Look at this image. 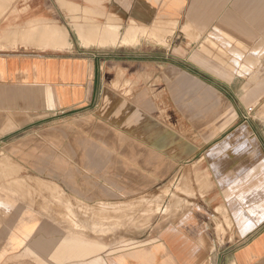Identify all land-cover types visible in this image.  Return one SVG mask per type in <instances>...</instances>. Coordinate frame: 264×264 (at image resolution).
Masks as SVG:
<instances>
[{
	"label": "crops",
	"instance_id": "1",
	"mask_svg": "<svg viewBox=\"0 0 264 264\" xmlns=\"http://www.w3.org/2000/svg\"><path fill=\"white\" fill-rule=\"evenodd\" d=\"M0 5V178L9 177L0 181V264H264V54L256 68L259 52L252 53H264V0H0ZM86 21L90 28L81 29ZM97 23L105 30L91 28ZM132 27L179 34L181 45L191 50L211 47L205 46L208 38H223L217 47L235 50L234 73L218 64L213 74L206 59L192 54L185 62L168 57L151 68L142 42L85 46L77 37L83 32L95 42L104 32L110 42L108 33ZM162 64L174 75L163 87L155 84ZM66 124L74 127L73 135L58 132L53 143L69 153L57 154L53 167L47 147L32 148L48 145L45 138L18 137ZM79 127L97 144L76 135ZM2 155L11 168H1ZM70 161L79 167L65 164ZM197 165L202 175L209 170L214 188L186 186L196 198L185 196L189 210L155 241L118 255L109 249L101 254L89 249L84 258L66 252L65 242L79 234L60 221L64 207L49 208L50 190L87 204L98 198L107 203L114 192L146 193L160 189L162 178L193 176ZM67 177L78 178V184L69 187ZM212 224L218 226L216 237ZM89 231L83 240L98 242Z\"/></svg>",
	"mask_w": 264,
	"mask_h": 264
},
{
	"label": "rangeland",
	"instance_id": "2",
	"mask_svg": "<svg viewBox=\"0 0 264 264\" xmlns=\"http://www.w3.org/2000/svg\"><path fill=\"white\" fill-rule=\"evenodd\" d=\"M85 24L86 26L85 25L82 26L81 29L90 28V23L88 21H86ZM96 25L97 26H92L91 28L97 30L102 29L103 31L105 30V27H101L98 23ZM108 29L115 30L117 28L113 27V28H107V30ZM129 29H127L126 31L124 30L122 32L120 31L113 32L112 34L108 33L107 35L113 36V39L110 40V42H108L104 38L105 35L104 32L97 33L98 37L102 36L103 38L101 37L97 41L91 40L95 42H90V39L87 38L88 34H84L83 32H81V34L79 32L77 34V37L80 36L82 44H84L85 46H90L92 44H102V45L107 44L110 46L113 45L118 47L119 44L122 45L120 42L121 41L120 38L123 36L125 38L126 37L125 35L127 34ZM133 33L138 34V38H139L138 44L142 42V45L143 46L145 45L141 51L142 52L141 54L144 57L145 56L149 57L148 61H150V64L148 65H150L151 68L158 67L153 63L159 61L164 62L168 57L171 58L177 57L178 58L177 60L179 61L181 60L180 62H185L184 60L192 55L195 56L200 55L199 57L202 56L204 59H206V61L204 60L203 62L210 63L211 65L210 67L212 69L209 71L212 72L213 74H216L218 64L221 67L224 66L226 72L229 73L233 72V65H234L233 53L235 52V50L217 47L218 43L221 46L223 45V42L225 41L223 38L221 39L214 38V40L208 38L207 39L208 41L206 42L207 44L205 43V45L211 47L209 48L202 47L200 49L191 50V49H185L184 46L181 45V41L183 40V38L182 36L181 37L178 36L179 34H176L175 36H173L174 34H171L170 35L171 37L166 32L164 33L162 32L158 34L155 33L154 35V33H150L148 31L142 32V30H140L137 27L134 28ZM71 37L72 39L75 38L72 33H71ZM114 40H117L116 43L111 44V42ZM161 40H163L164 43H161L160 42ZM135 45L133 44L131 46H135ZM146 45H149V47H146ZM255 51L259 53H263L261 52V49L252 50L253 53H255ZM128 52L130 53V56L134 54L133 51H128ZM235 55L239 56L238 53H236ZM256 56H258V60L255 65L257 68L259 67L260 61L263 60H260L262 55L257 54ZM203 58L201 59L203 60ZM208 64L205 65L204 67H208ZM167 67H168L167 64H162V66H160L159 72L156 73L157 74L156 79L157 78L158 79L156 81L154 80L155 84H159V86L161 85V87H163L162 85L163 81H164L163 84L164 83L167 84L171 81L170 79H172V77L174 76L172 74V71H169ZM245 67L247 66L246 65L241 66V68L243 69ZM117 72L119 73V76H121V73L123 71L119 69ZM147 76H150L149 78L152 77V75H147ZM249 109L253 110V107L248 108V110ZM73 129L74 127L72 125L66 124V127H63L61 125L60 128H58V126H54L42 130L38 129L34 131L28 130L27 132H20L18 133V137L25 136L35 140H39L40 138L41 139L45 138V140L48 142V145L37 144V145H33L32 148L41 147L38 150L39 152H41V149L43 147H47L50 157V161H49L50 167H53L51 165H55L57 163V154H62L64 152L69 153L67 152L68 151L67 149L62 150L63 148L62 144L57 145V143H53L54 142L53 138L57 137L58 132L60 136H64V135L72 136ZM75 129H77L78 132L76 133V135L88 141H93L95 144H97V140L96 139L94 140L95 137L90 136V134L86 130H82L80 127ZM74 163L77 165L76 167H79L78 161L65 162V164H70L71 168ZM9 167L11 168L12 166L10 165L8 158L5 155L4 156L2 155L1 168L8 169ZM193 173H194L193 176H190L188 178H184V175L181 178H179V176L173 178L172 182L171 179L168 177L162 178L160 189L159 187H156L155 190H151L150 192H146V193H135L134 195L130 194L129 196H127L124 194L114 192L112 198L113 201L107 203L98 198L96 199L95 204H87V202H85L84 200H77L75 197H72L71 194H67V193L63 194L60 190L49 189L50 190L48 194L49 196L48 201L50 202L49 208L51 209V208L64 207L65 214L64 216L62 214L59 215L60 221L64 223V226L66 227L67 231L80 235V236L75 235L74 237H71V240L65 242L66 246L72 245V246L83 247L85 250L93 249L96 250V254L105 253V251L108 249L110 250L109 253L118 255V253L122 252L121 254H123V253H127L126 251H129L128 249L147 245L155 241L157 239V236H159L160 232H162L164 229H167L171 222L179 220L185 215L187 210H189L190 208L188 207L189 205L188 202H185L184 200L185 196L189 198L192 197L194 198L196 196V194L194 193L186 192V188H188L186 186H191L192 188L198 187L200 189L202 188V186L209 187L210 189L214 188V181L212 179V176L208 174L209 170L204 172V174L202 175V172L200 171V165H197L194 166ZM3 178L5 179L2 180ZM7 179L8 177H1V183L3 184ZM77 179L78 178H74V177L65 178L67 183L66 185H69V187L73 188L74 186H76V184H78L76 183ZM169 183H172L170 185L172 186L171 188L168 186ZM174 184L176 185L175 189L173 188ZM90 199L92 200V198ZM50 213L52 214L53 210H50ZM48 218L49 220L56 221L54 217H52L51 215ZM213 220L216 221L215 218ZM240 227L242 230L244 226H240ZM245 227L248 228L247 225H245ZM217 229H218L217 225L215 224L211 225V234L214 235L215 237H216ZM88 231L90 233L96 232L97 234L98 242L91 243L90 244L91 246L89 245L88 242L84 241L82 238V237L86 238L85 235H87L86 233H88ZM219 231L221 232V230ZM105 243L109 244V247L105 245ZM233 244L234 247H237L240 244V242H234ZM101 245L103 248L101 247ZM213 252H216V250ZM84 253H85L84 257L88 256V252H84ZM209 264H213V263L210 261Z\"/></svg>",
	"mask_w": 264,
	"mask_h": 264
},
{
	"label": "bare ground",
	"instance_id": "3",
	"mask_svg": "<svg viewBox=\"0 0 264 264\" xmlns=\"http://www.w3.org/2000/svg\"><path fill=\"white\" fill-rule=\"evenodd\" d=\"M3 1V0H2ZM6 2V1H5ZM4 3V2H3ZM6 4V3H5ZM9 4V3H8ZM7 5V4H6ZM10 6V5H9ZM0 7H1V5H0ZM4 7H5V5H4ZM3 9V8H2ZM3 12V11H2ZM161 21V20H160ZM167 22V21H166ZM169 24V23H168ZM167 24V25H168ZM171 24V23H170ZM160 25V24H159ZM159 25H158V27H159ZM162 26H164V25H162ZM166 26V25H165ZM171 26H173L172 24H171ZM188 26V25H187ZM156 27V26H155ZM168 28V27H167ZM171 28V27H170ZM173 28V27H172ZM152 29V28H151ZM155 29V28H154ZM185 29V28H184ZM144 30V29H143ZM36 31V30H35ZM165 31H166V29H165ZM47 32V31H46ZM134 32V28H131V29H129L128 30V32H127V34L125 35L126 37L124 38L123 37V39L120 41L121 42V44L122 45H132V44H138V41H139V38H138V34H135V33H133ZM214 32V31H213ZM28 33H31V32H29L28 31ZM37 33V32H36ZM35 33V34H36ZM43 33V32H42ZM150 33H151V30H150ZM154 33V32H153ZM161 33V32H160ZM215 33V32H214ZM27 34V33H26ZM39 34V33H38ZM158 34V33H157ZM211 34V33H210ZM37 35V34H36ZM143 35V34H142ZM155 35V34H154ZM29 36V35H28ZM33 36H35V35H33ZM42 36V35H41ZM40 36V37H41ZM46 36V35H45ZM141 36V35H140ZM161 36V35H160ZM198 36V35H197ZM212 36V35H211ZM39 37V38H40ZM47 37V36H46ZM153 37V36H152ZM215 37V36H214ZM214 37H213V39H214ZM154 38V37H153ZM218 38V37H217ZM44 39V38H43ZM48 39V38H47ZM191 39V38H190ZM157 40V39H156ZM44 41H45V39H44ZM116 41L117 40H114V41H112L111 42V44H114V43H116ZM163 42V41H162ZM207 42V41H206ZM103 43V42H102ZM207 44V43H206ZM104 45V44H103ZM107 45V44H106ZM210 45V44H209ZM214 45V44H213ZM206 46V45H205ZM262 46V45H261ZM207 47V46H206ZM249 47V46H248ZM58 48V47H57ZM207 50V49H206ZM258 50V49H257ZM209 52V51H208ZM256 52V51H255ZM261 52H263V50H261ZM235 53V52H234ZM253 53V52H252ZM217 54V53H216ZM260 54V53H259ZM258 54V55H259ZM264 53H262V55H263ZM206 61V60H205ZM199 62H200V60H199ZM238 63V62H237ZM236 63V64H237ZM229 64V63H228ZM231 64V63H230ZM241 65V64H240ZM243 72H244V70H243ZM118 73V72H117ZM234 73V72H233ZM242 74V73H241ZM10 168V167H9ZM8 168V169H9ZM3 173V172H2ZM3 176V175H2ZM8 176H10V175H8ZM9 178V177H8ZM1 179V178H0ZM5 178H3L2 180H4ZM12 179V178H11ZM1 181V180H0ZM14 181H15V179H14ZM26 181V180H25ZM13 182V181H12ZM19 182V181H18ZM21 182H23L22 180H21ZM27 182V181H26ZM31 182V181H30ZM37 182V181H36ZM41 182V181H40ZM33 183V182H32ZM38 183V182H37ZM6 184V183H5ZM4 184V186H6ZM13 184H14V182H13ZM16 184H18L17 183V181H16ZM22 184V183H21ZM27 184V183H26ZM43 184V183H42ZM8 185H10V184H8ZM25 185V184H24ZM14 186V185H13ZM28 186V185H27ZM33 186V185H32ZM31 186V187H32ZM39 186V185H38ZM45 185H43V187H44ZM9 187V186H8ZM42 187V188H43ZM6 188V187H5ZM18 188V187H17ZM34 188V187H33ZM36 189H37V187H35ZM6 189H8V188H6ZM9 189H11V188H9ZM13 189V191H14V189H15V187H13L12 188ZM47 189V188H46ZM17 190H19V189H17ZM28 190V189H27ZM32 190V189H31ZM42 190V189H41ZM23 191V190H22ZM35 191V190H34ZM33 191V192H34ZM40 191V190H39ZM48 191V190H47ZM42 192V191H41ZM45 192V191H44ZM15 193V192H14ZM20 194H22V193H20ZM245 200V199H244ZM251 202V201H250ZM226 204V203H225ZM222 208V207H221ZM220 208V209H221ZM225 208V207H224ZM227 208V207H226ZM219 209V210H220ZM227 210V209H226ZM225 212V211H224ZM224 212H222V213H224ZM250 213V212H249ZM245 214V213H244ZM248 218V217H247ZM249 219V218H248ZM251 220H252V218H251ZM229 221V220H228ZM233 228V227H232ZM78 240V239H77ZM81 241V240H80ZM37 242V241H36ZM96 246H97V244H96ZM98 247H100V246H98ZM101 247H102V245H101ZM103 248V247H102ZM65 250H67L66 252H80V256L81 257H84L85 256V253L84 252H89V249H84L83 247H78V246H72V245H68V246H66L65 245ZM91 252H96V250H93V249H91L90 250ZM97 251H99V250H97Z\"/></svg>",
	"mask_w": 264,
	"mask_h": 264
},
{
	"label": "built area",
	"instance_id": "4",
	"mask_svg": "<svg viewBox=\"0 0 264 264\" xmlns=\"http://www.w3.org/2000/svg\"><path fill=\"white\" fill-rule=\"evenodd\" d=\"M252 111H253L252 109H249V110H248V113H251Z\"/></svg>",
	"mask_w": 264,
	"mask_h": 264
}]
</instances>
